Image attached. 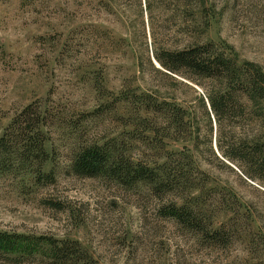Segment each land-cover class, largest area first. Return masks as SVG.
<instances>
[{
	"label": "rangeland",
	"instance_id": "obj_1",
	"mask_svg": "<svg viewBox=\"0 0 264 264\" xmlns=\"http://www.w3.org/2000/svg\"><path fill=\"white\" fill-rule=\"evenodd\" d=\"M196 41L264 69V0H0V136L29 107L48 155L42 176L36 163L1 161L0 233L75 242L85 264H264V173L247 170L256 176L248 178L222 157L218 144L241 136L237 124L211 120L210 133L205 90L153 58ZM128 87L190 114L198 130L166 149L192 155L205 188L191 204L200 229L216 237L175 222L164 213L168 199L144 185L73 173L87 145L113 139L126 155L140 150L123 128L131 109L115 102ZM43 243L32 254L0 252V264H71L46 256Z\"/></svg>",
	"mask_w": 264,
	"mask_h": 264
},
{
	"label": "trees",
	"instance_id": "obj_2",
	"mask_svg": "<svg viewBox=\"0 0 264 264\" xmlns=\"http://www.w3.org/2000/svg\"><path fill=\"white\" fill-rule=\"evenodd\" d=\"M153 58L166 75L178 76L205 90L199 102L210 124V133L211 120L218 125L227 120L237 124L241 136L236 141L230 139L225 146L218 144L222 157L239 163L248 178L256 176L247 170L264 173V69L249 61L238 63L216 44L206 41L189 43L181 50L161 51ZM103 92V96H114ZM115 102L131 109L122 118L123 128L127 135L134 136L140 150L134 156L126 155L113 139L102 145H87L74 156L73 173L85 178L105 177L124 184L144 185L151 194L168 199L167 206L163 207L167 216L186 227H199L191 203L199 198L193 192H202L205 183L193 174V170L198 171L190 167L194 164L192 155L184 149L175 152L166 149V141L179 142L191 130H198L188 121L190 114L175 102L131 87L120 91ZM29 109L26 107L18 113L0 136V163L7 158L36 163L33 172L42 176V165L48 158L45 139L39 114L29 113ZM30 114L35 119L29 120ZM198 230L205 237L218 234L211 227ZM42 243L49 246L45 255L57 262L85 264L88 257L75 242L40 238L29 241L0 233V252L5 254H32Z\"/></svg>",
	"mask_w": 264,
	"mask_h": 264
}]
</instances>
